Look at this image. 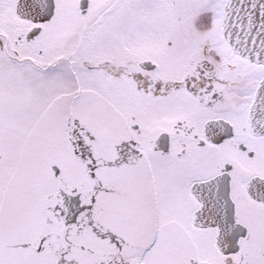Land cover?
I'll return each instance as SVG.
<instances>
[{"label": "snow or ice", "instance_id": "1", "mask_svg": "<svg viewBox=\"0 0 264 264\" xmlns=\"http://www.w3.org/2000/svg\"><path fill=\"white\" fill-rule=\"evenodd\" d=\"M0 264H264V0H0Z\"/></svg>", "mask_w": 264, "mask_h": 264}]
</instances>
